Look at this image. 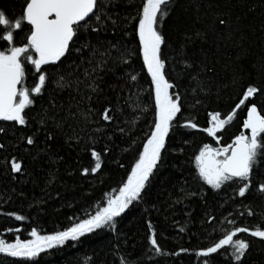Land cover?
I'll use <instances>...</instances> for the list:
<instances>
[{"label":"trees","instance_id":"16d2710c","mask_svg":"<svg viewBox=\"0 0 264 264\" xmlns=\"http://www.w3.org/2000/svg\"><path fill=\"white\" fill-rule=\"evenodd\" d=\"M145 3L97 0L95 11L74 26L65 54L39 71L31 62L39 58L34 49L21 54V87L33 102L23 111L24 124L0 120L4 243L31 239L33 230L55 235L90 219L130 178L159 120L139 36ZM25 6L26 0H0L10 21ZM161 7L163 75L180 111L139 197L100 228L35 257L0 253V264H264V238L252 235L264 230V148L247 181L234 177L219 188L203 178L196 159L205 146L230 151L248 131L252 106L264 116V0H168ZM31 30L23 21L11 41L0 38V49L23 47ZM6 34L0 25V37ZM41 75L45 81L35 93ZM249 87L257 91L241 104ZM217 114L232 119L212 135L207 129ZM257 139L264 144V133ZM237 228L249 231L201 255ZM238 239L248 244L239 261Z\"/></svg>","mask_w":264,"mask_h":264},{"label":"snow or ice","instance_id":"6c2138e0","mask_svg":"<svg viewBox=\"0 0 264 264\" xmlns=\"http://www.w3.org/2000/svg\"><path fill=\"white\" fill-rule=\"evenodd\" d=\"M168 0H146L142 6V16L139 20V36L143 42L144 59L147 67L156 84V101L159 105V120L155 124V131L151 133L147 144L144 147L143 154L136 163L130 178L122 189L120 195L115 199H109L108 206L101 211H97L90 219L75 224L66 231L58 232L55 235L40 236L33 230L32 236L36 239L28 242H16L6 244L0 240V253H7L14 257H35L44 248H51L55 245H62L68 239H77L85 232H91L102 225L108 224L114 217L120 215L131 203L137 199L141 190L147 181L149 174L155 167L160 157V150L164 147V139L168 133L169 123L180 111L178 102L169 95L168 89L172 87L164 78V62L160 58V46L164 42L163 37L157 31L158 14L162 17L166 13L162 11V5L167 4ZM97 6V0H26L25 13L21 18L10 21L0 12V25L6 27L7 34L3 37L8 41L13 39L12 30L19 29L23 21H27L32 26L28 43L23 47H13L10 53L0 51V119L18 121L24 124L22 115L25 107L33 101L29 97V90L24 88L19 91L21 97L17 102L18 95L17 84L24 76V68L21 63V54L27 53L29 48L39 54V59L32 60V64L39 71L41 65L49 62H55L65 54L68 49L69 41L75 34L74 25L84 21ZM50 19L49 17H52ZM97 19L99 17L97 16ZM224 23L223 20L220 21ZM133 79H135L133 77ZM45 81V76L39 77V85L32 89L39 93ZM257 89L249 87L246 95L240 101L241 104L256 93ZM104 119H109L107 112ZM213 128L207 129L212 135H215L217 127H223L232 119H219V114L213 116ZM193 128L195 124L191 125ZM245 128L251 130L250 136H238L234 145L229 146L233 150L230 155H226L223 160H216L215 156L219 153L205 146L200 155L196 158L199 164L200 174L208 184L219 188L224 181L232 180L234 177L247 181L252 171L253 164L256 161L258 150L264 148V144L258 141V136L264 133V116H261L255 106H252L249 112L248 121ZM31 143V139L28 141ZM228 153L229 149H223ZM95 155V154H94ZM99 160V156H96ZM13 169L20 171L21 165L13 162ZM100 167L96 164L95 171ZM248 185L240 189V195L243 196ZM264 190V185H261ZM23 219V217H19ZM248 228H237L235 232L227 235L215 247H210L207 252L201 255L215 253L224 245L233 244V237L237 232H248ZM252 235L264 238V230L257 228ZM151 243L156 245L155 238ZM248 244L243 240L235 241V259L239 261L244 255ZM159 251V248L156 249Z\"/></svg>","mask_w":264,"mask_h":264},{"label":"rangeland","instance_id":"374dc122","mask_svg":"<svg viewBox=\"0 0 264 264\" xmlns=\"http://www.w3.org/2000/svg\"><path fill=\"white\" fill-rule=\"evenodd\" d=\"M39 59V58H38ZM154 84H155V81H154ZM155 88H156V84H155ZM168 92H169V90H168ZM169 95H170V92H169ZM171 96V95H170ZM172 97V99L173 100H176L173 96H171ZM21 97L19 96V99H20ZM19 99H18V101H19ZM177 101V100H176ZM22 115H23V113H22ZM243 135H245V136H250L251 135V130L250 129H248V131H247V133H244ZM205 148V147H204ZM209 148L210 149H212V150H215L216 152H218L219 154L218 155H216L215 156V159L216 160H223L224 158H225V156H226V153L223 151V149H221V148H215V147H211V146H209ZM217 149V150H216ZM204 149H202L201 151H203ZM201 153V152H200ZM200 153L198 154V156L200 155ZM197 156V157H198ZM199 165V164H198ZM120 195V192L119 193H117V195L115 194V196H113V198L112 199H115L116 197H118ZM40 236H45V235H40ZM36 238L35 237H33V238H31V239H28V240H19V242H28V241H33V240H35ZM16 242H18V241H16ZM15 242V243H16ZM8 244H13V243H8Z\"/></svg>","mask_w":264,"mask_h":264},{"label":"flooded vegetation","instance_id":"af4514ba","mask_svg":"<svg viewBox=\"0 0 264 264\" xmlns=\"http://www.w3.org/2000/svg\"><path fill=\"white\" fill-rule=\"evenodd\" d=\"M28 43V41H27ZM27 43L23 44L22 46H25ZM0 51H5L6 54L10 53V51L6 50V49H0ZM21 63L23 65V68H24V74H25V62L21 59ZM23 79V78H22ZM22 83V82H21ZM22 90V87H21V84H20V91ZM18 99H19V94H18V97H17V102H18Z\"/></svg>","mask_w":264,"mask_h":264},{"label":"water","instance_id":"95a60500","mask_svg":"<svg viewBox=\"0 0 264 264\" xmlns=\"http://www.w3.org/2000/svg\"><path fill=\"white\" fill-rule=\"evenodd\" d=\"M94 11H95V9H94ZM94 11H93V12H94ZM91 14H92V13H91ZM91 14H90V15H91ZM90 15H89V16H90ZM89 16H88V17H89ZM88 17H87V18H88ZM49 18H50V19H53V18H54V15H53L52 17H49ZM87 18H86V19H87ZM86 19H85V20H86ZM81 22H83V21H81ZM74 26H75V25H74ZM74 26H73V27H74ZM21 82H22V80H21ZM21 82H20L19 84H17L18 94H19V91H20V84H21ZM17 97H18V95H17ZM16 100H17V98H16ZM0 120H3V119H0ZM233 145H234V144H233ZM232 150H233V149L230 148V151H229L228 155L231 154V151H232Z\"/></svg>","mask_w":264,"mask_h":264}]
</instances>
